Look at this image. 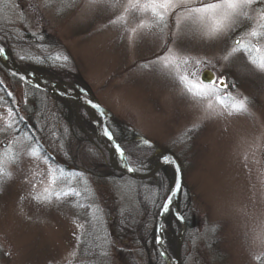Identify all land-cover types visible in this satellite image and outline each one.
<instances>
[{
  "label": "rangeland",
  "instance_id": "1",
  "mask_svg": "<svg viewBox=\"0 0 264 264\" xmlns=\"http://www.w3.org/2000/svg\"><path fill=\"white\" fill-rule=\"evenodd\" d=\"M18 3L0 0V40L16 65L109 109L108 128L131 165L161 152L178 160L183 185L176 210L165 217L164 238L173 256L179 247V263L264 264V72L243 49L223 59L239 38L264 49V37L248 36L261 30L264 0L215 39L191 20L177 27L182 8L168 14L166 27L134 33L151 13L129 12L110 23L127 0ZM169 47L189 62L151 63ZM196 59L215 65L201 70L224 77L231 97L247 98V112L228 114V91L209 97L210 111L208 99L197 103L184 93L179 77ZM19 122L35 129L17 133ZM0 168V264H166L155 223L172 166L151 181L112 169L82 106L24 84L1 63Z\"/></svg>",
  "mask_w": 264,
  "mask_h": 264
},
{
  "label": "snow or ice",
  "instance_id": "2",
  "mask_svg": "<svg viewBox=\"0 0 264 264\" xmlns=\"http://www.w3.org/2000/svg\"><path fill=\"white\" fill-rule=\"evenodd\" d=\"M108 2L109 0H90V3L93 5L107 4ZM259 2L260 0H199V3L197 4L193 3L192 0H179V2H174V0H127V3L123 6V13L120 16H117L116 19L110 21V23L116 24L118 21L123 20L124 14L129 12H139L144 14L151 13L152 19L150 21H141V23L137 25V28L132 29V32L135 33L141 29L150 30L154 27H160L161 25L166 27L168 23V14L176 8H182V11L177 13V27H179L183 20H191L194 24L201 26L202 35L205 38L215 39L230 30H234V25L236 24L238 18L248 15L246 9H249ZM16 6L19 7L18 0ZM110 6L116 7L117 5L112 4ZM22 12L23 9H21V13ZM249 19H251V17H249ZM258 22V26L261 30L258 31L254 27L248 33V36L254 39L264 37V11H260L258 13ZM160 30L163 31V28H160ZM234 45L235 46L230 50V52L223 57L224 60H228L233 53L243 49L248 54L250 62L260 71L264 72V49H262L259 42L253 43L249 41L248 43H245L243 38H239L234 42ZM4 52L5 48L0 46V55H3ZM55 59H61V57L57 55ZM189 59V57L177 56L174 50L169 47L164 55L158 56L156 60L151 63L160 62L164 67H170L177 60L181 63L187 64ZM63 60L67 61L68 57L64 56ZM209 65H211L212 68H215V65H212L211 61L196 59V67L191 72L179 77L184 93L189 95L190 98L197 103L208 99V103L205 105V110L210 111L212 103L209 97L215 95L221 90L228 91L229 98L234 100V103L231 105L232 110L229 111L228 114L231 115L233 111L247 112L246 97H231V92L229 91L230 86L224 77H218L212 71L206 72L201 70V68L208 69ZM196 76L200 77L199 84L192 83V79ZM36 87H39V85H36ZM231 87H234V85ZM7 95L11 96L12 93L8 92ZM217 99H220V97L217 96ZM88 103L91 102L89 101ZM93 107H98V105H93ZM102 135L109 141H113L111 147L114 149V153L120 157L122 167L128 172H133L134 169L129 165L128 157L126 156L124 149L120 143L114 141V136L110 128L103 126ZM144 143H147V141H144ZM32 154L36 155L35 150ZM163 159L167 160V157H163ZM143 166V162H141L140 167L142 168ZM0 174H3L2 168H0ZM33 187H35V185H33ZM180 187V184L177 183L173 189L169 190L167 198L161 205V208L164 211L169 209V205L176 196L177 192L180 190ZM44 191L47 192L48 189L46 188ZM73 192L74 190L70 189L62 195L68 196L73 194ZM60 195V193H57V199L60 198ZM75 195H79V193L75 192ZM176 219L182 222L184 218L181 215H177ZM157 243H160L159 237H157ZM161 255H163V253H161Z\"/></svg>",
  "mask_w": 264,
  "mask_h": 264
},
{
  "label": "water",
  "instance_id": "3",
  "mask_svg": "<svg viewBox=\"0 0 264 264\" xmlns=\"http://www.w3.org/2000/svg\"><path fill=\"white\" fill-rule=\"evenodd\" d=\"M0 46H3L1 42H0ZM0 63L7 70V72L9 74H11L12 76H14L15 78H17L18 80H20L21 82H23L26 85H28L32 88L38 89L40 91H43L45 93H48L51 96L62 97V98H65L66 100L72 101V102H80V105H83L85 110H86L85 106H88L91 109H93L94 111H96L101 117V131H102L103 126H107V121L112 117V112L109 109L102 106L94 98L84 95L80 90L77 91V90L67 89L65 84H63L61 82H51V81L47 82V81L39 80L37 78L35 79L31 76L32 74H28V73L20 70L16 66V64L13 62V60L10 58L6 49H5V52L3 53V55H0ZM205 71L207 72L210 70H205ZM36 85H39V87H36ZM89 101L91 103H88ZM93 105H98V107H93ZM86 112H87V110H86ZM91 120H92V118H91ZM93 123L97 127V125L94 121H93ZM107 141L110 144V147L108 149L110 164L111 163L113 164L112 156H111L112 152L114 151V149L111 147V144L113 143V141H109L108 139H107ZM114 141L118 142L116 140L115 136H114ZM163 157H167V160H164ZM165 165H171L173 167V170H174V179H173V183H172V186L170 189H173L177 183H179L180 186H182V171H181L180 165H179L178 161L176 160V158L173 155H171L170 153L163 152L161 157L155 162V164L151 168V170L146 174H140V173L136 172L135 170L133 172H128L123 167H119V168L116 167L114 169L120 171L121 173L127 175L128 177H130L132 179L145 180V179H148V178L154 176L155 173L161 167H163ZM113 166L115 167L114 164H113ZM179 191L177 192L176 196L173 198L171 204L169 205V209L173 206ZM166 198H167V196H166ZM168 210L164 211L160 207V210L158 212V215L156 218V223H155V244H156V248H157L160 256L164 259L166 264H179L177 262V260H178L177 257L179 255V247H177L176 256L173 257L168 252L166 245H165V241H164L163 229H164L165 215L168 212ZM157 237H159L160 243H157ZM161 253H163V255H161Z\"/></svg>",
  "mask_w": 264,
  "mask_h": 264
},
{
  "label": "bare ground",
  "instance_id": "4",
  "mask_svg": "<svg viewBox=\"0 0 264 264\" xmlns=\"http://www.w3.org/2000/svg\"><path fill=\"white\" fill-rule=\"evenodd\" d=\"M20 70H22V71H24V72H26V73H28V74H32L31 76L33 77V78H37V79H39V80H42V81H47V82H49V80L46 78V77H44V76H40V75H37V74H34V73H32V72H30V71H28V70H25V69H23L22 67H20V66H18V65H16ZM74 104H76V105H78V106H80V102H73ZM81 106H83V105H81ZM86 107V110H87V112H88V114H89V116L92 118V120L96 123V125H97V127H96V133H97V141L103 146V147H105L107 150L109 149V143L107 142V140H106V137H104L103 135H102V131H101V117H100V115L96 112V111H94L93 109H91L90 107H88V106H85ZM112 162H113V164L115 165V167L113 166V164L111 163L110 164V166L112 167V169H114V168H116V167H122V163H121V160H120V157L118 156V155H116L115 153H114V151L112 152ZM160 157V155H158V156H156L155 157V159L154 160H152L151 161V163H145V164H143L144 166L141 168L140 166H137V165H131L132 167H133V169L136 171V172H138V173H140V174H146V173H148L150 170H151V168L153 167V165H154V163L156 162V160L158 159ZM114 170H116V169H114ZM116 171H118V170H116ZM120 172V171H119ZM154 177L152 176V177H150V178H148L147 180H152ZM167 250H168V248H167ZM168 252L170 253V251L168 250ZM171 254V253H170ZM172 255V254H171ZM173 256V255H172ZM176 256V255H175ZM175 256H173V257H175ZM162 258V257H161ZM178 258V257H177ZM163 259V258H162ZM164 260V259H163ZM165 262V261H164ZM177 262L179 263V260H177ZM166 263V262H165ZM180 264V263H179Z\"/></svg>",
  "mask_w": 264,
  "mask_h": 264
},
{
  "label": "trees",
  "instance_id": "5",
  "mask_svg": "<svg viewBox=\"0 0 264 264\" xmlns=\"http://www.w3.org/2000/svg\"><path fill=\"white\" fill-rule=\"evenodd\" d=\"M33 129H35V127H31V129H27V127H26V125H25V123L24 122H19V124H18V129H17V133H23V132H27L28 133V131H31V130H33ZM31 133V132H30ZM159 172H163V169H161V170H159ZM157 174H159V173H157ZM156 176V175H155ZM154 176V177H155ZM151 181V180H150Z\"/></svg>",
  "mask_w": 264,
  "mask_h": 264
}]
</instances>
